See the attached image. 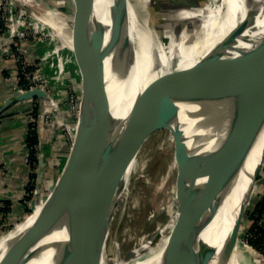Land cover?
Returning a JSON list of instances; mask_svg holds the SVG:
<instances>
[{
  "label": "water",
  "instance_id": "95a60500",
  "mask_svg": "<svg viewBox=\"0 0 264 264\" xmlns=\"http://www.w3.org/2000/svg\"><path fill=\"white\" fill-rule=\"evenodd\" d=\"M168 1V5L171 3L188 10L197 21L200 34L205 33L203 20L206 10L198 8L192 0ZM77 2L81 3L83 11L82 15L75 17V24L79 26L78 21L87 22L93 29L94 64L91 65L90 56L80 57L84 67V88L75 139L60 180L42 203L44 183L52 158L51 146L45 145L40 134L34 197L44 205L45 214L30 236L18 241L1 264H10L14 258L22 255L57 218L68 198L75 201L72 205L75 213L73 226L77 228V233L63 241L52 255H38L23 264H32L37 260H42L44 264H83L98 244L112 179L121 169L127 173L147 127L152 125L147 111L153 104L156 105V101L150 105L148 98H141L123 129L115 135V140L119 142L130 128L133 133L130 132V135H134L133 142L130 147H122L117 155L115 149L110 150L108 161L116 157L113 165L105 170L108 142L115 119L112 101L120 90L130 59L133 60L132 66L137 62L136 56H133L129 2L110 0L109 24L100 20L96 0ZM238 5L246 14L221 44L211 48L205 59L195 66L181 71L176 83L164 81L153 87L154 95L159 97L161 94L160 108L157 107L161 109L160 116L154 131L173 129L172 133L185 147L179 144L176 147V158L180 160L177 197L183 222L167 243L164 256L158 264H228L234 254L250 202L248 195L237 211L231 235L221 248L209 242L204 234L224 207L232 210L236 206L240 183L246 174L252 152V146L246 140L251 135L256 137L260 129L264 128V24H257L258 14L264 11V0H238ZM168 9L163 11L167 13ZM81 35L83 33L79 31L77 38ZM37 98L44 99L47 105L52 104L50 96L43 89L16 90L0 109V115L18 103ZM182 103L198 106L199 112L192 113L188 120L199 140L197 148L188 140L180 124L184 119ZM199 118L204 121V126L198 122ZM251 120L253 123L249 126ZM50 143L54 145V136ZM187 150L200 160L201 174L196 202L191 189L198 181V172L194 171L192 159L186 156ZM263 162L264 158L253 174V188H264V176L258 178ZM113 209L109 208V217ZM9 233L1 237L0 241ZM122 260L125 264L126 260Z\"/></svg>",
  "mask_w": 264,
  "mask_h": 264
},
{
  "label": "bare ground",
  "instance_id": "6f19581e",
  "mask_svg": "<svg viewBox=\"0 0 264 264\" xmlns=\"http://www.w3.org/2000/svg\"><path fill=\"white\" fill-rule=\"evenodd\" d=\"M96 1V10L100 20L104 22V24H109L111 21V14L109 10L110 0ZM165 1L169 2L168 0ZM209 1L210 7H208L206 16L203 20V29L205 33L201 35L198 29L199 25L194 16L181 6H174L169 3L170 5L168 6V9L154 0H147V3L150 4V6L157 8L152 12V14H150L151 12L147 14L149 19H152V25H150L148 19L144 21L140 19L138 9L131 3L130 0H128L131 17V35L134 44L133 56H136L137 62L135 66H132L131 62L133 60L132 58L130 59L128 69L123 77L121 87L119 88L120 90L112 101V110L114 112L115 119L108 142L105 170H108V168L113 165V161L116 157L114 156V158L108 161L110 150L115 149L116 154H114L117 155L121 152L122 147L124 149L125 147H130L131 142H133L134 135H132L133 133L130 131V128L122 135V140L119 142L115 140V135L123 129L136 102L141 98H148L150 105L156 101L157 106L153 104L151 107L149 105V108L151 107V109L147 111V115H150V122L152 125L147 127L138 152L133 158V162L130 164L127 173H123L121 169L112 179L102 218V229L98 244L83 264H123L122 258L118 257V250H123L122 246H125L126 242L131 239V241H135L136 239L135 245L140 243V240H137L135 236L131 235H125L126 237L121 239L118 233L120 232L119 229H121L122 226L121 224L116 223V221L118 220L119 222V216L121 217L120 214H122V216L124 214L121 202H123L124 198L130 197V185L141 178L139 171L141 170V166L143 169L142 156L145 147L149 140L161 131H167L169 135V141L174 149L173 168L176 167L178 175L180 160L177 161L176 158V147L177 144L181 145L182 148L185 147L178 139H176L177 137H175L172 133L174 132L173 129L172 131L171 129L168 130L166 128H161L154 131V125L156 124L157 126V120L160 116L161 109L158 110L157 107L160 108L161 94L158 93L159 97H157V94L154 95L152 91L153 87L158 83L161 84L164 81L176 83V81H179L180 72L189 70L201 59H205L209 50L215 45L221 44L224 38L238 25V23L241 22L246 14V11H243L242 8L240 9L238 0ZM16 2L25 6L32 4L35 7L36 12L33 13L31 21L32 26L36 29V31H42L45 34H48L50 30L47 29H51L52 39L51 41L49 40L46 45H53L55 43L54 38L56 39L58 37L63 43L62 47L66 49L69 48L68 51L70 50L71 56L73 54L80 57L90 56L91 65L93 66L94 53L92 38L94 33L93 29L87 22L78 21L79 26H77V24H75L77 22L76 18L73 17L72 22L74 23V26L69 27L63 22L64 19L61 17V13L48 5H43L40 0H13L11 4L14 5ZM164 9H168L167 13L163 11ZM21 13H23V11ZM263 16L264 11L258 14V26H262L264 24ZM79 31L83 33V36L81 35V37L79 36L77 38ZM53 47L56 48L57 45ZM64 67V63H62L59 59L58 68H60V72L63 71ZM143 105L144 102L142 103V106ZM197 111L199 112L196 104L182 103L181 112L182 115H184V119L182 118L180 124H182L183 131L188 140L196 148L199 144V140L197 135L192 130V125L188 122V120L190 119L192 113H196ZM257 112L258 110H256V117ZM254 119L255 116L253 120ZM197 120L200 125L204 126V121L201 118ZM253 120H251L249 126H251ZM136 128H134L135 130L133 129L135 132ZM130 132L132 133L131 135ZM202 139L204 140V131H202ZM246 143L252 146V152L246 174L243 175L240 183L236 206L232 208V210L228 207H224L217 214L214 221L210 224L204 234V237L209 242L220 248L225 244L233 231L237 211L244 198L247 195L251 198L258 191L257 186L254 188L252 187L254 182L253 174L258 164H260L261 160L264 158V128L262 127L260 129V133L256 137L251 135V137L246 140ZM186 156L192 159L194 171L196 173L198 172V181L196 184L194 183V186H192L191 189L192 197L194 202H196L201 174L200 160L196 155L188 150ZM139 164H141L139 171L132 177L134 172L133 169H135L134 167L137 168ZM143 170H145V168ZM178 187L179 182L177 181V191ZM42 203L38 204L35 211L31 215L27 216L22 223L16 226L3 240L0 241V264L4 260L5 256L9 254V252H11V250H13V248L17 245L18 241L21 239H23V241L27 239L34 228L41 222L45 214L44 205ZM73 204H75L74 199L68 198V201L60 210L57 218L44 229L35 242L22 255L14 258L10 264H23L38 255L50 256L56 251L57 247L63 241L75 235L77 233V228L73 226V218L75 214L74 208L72 207ZM112 207L114 209L109 217V208L111 209ZM118 213L119 215H117ZM122 222H124V219ZM110 235H112L111 238ZM110 239L112 244L110 249L106 250ZM167 243L168 238L163 240L160 247H152L148 249L145 246V250H147L146 254L137 258L130 264H158L164 256ZM44 263L45 262L42 260H37L32 264ZM228 264H264V256H261L255 250L250 248L238 237L234 254Z\"/></svg>",
  "mask_w": 264,
  "mask_h": 264
},
{
  "label": "rangeland",
  "instance_id": "374dc122",
  "mask_svg": "<svg viewBox=\"0 0 264 264\" xmlns=\"http://www.w3.org/2000/svg\"><path fill=\"white\" fill-rule=\"evenodd\" d=\"M40 1L43 5H48L61 13V17L64 19L63 22L69 27L74 26L72 22L73 17L82 15L83 8L82 6L80 7L81 3L79 4L77 0ZM130 1L138 9L140 19L142 21L148 19L149 24L152 25V19H149L147 14L150 12V14H152L157 8L150 6L147 0ZM154 1L160 5H164L165 8L169 6L168 2L165 0ZM192 1L198 8H202L206 11L208 7H210L208 0ZM11 3L12 0H3L4 6L0 11V16L5 12L4 17L7 19V24L9 25V14L7 10L10 7V18L13 20V32L11 36L16 35L18 32L15 24L18 23V25L20 24L21 26L23 23V25L21 26L22 29L18 36L15 38H11L10 31L7 30L4 42L7 41L9 44L6 46V52L8 53H6L7 55L4 57V60L14 65L13 68L11 66V75L14 74L15 68L20 65L27 67L25 69L27 70V75L31 76L30 82L32 85L45 90L52 100V104L48 105L42 98L34 100L36 113L34 112L33 116H35L36 123L33 124L35 126L33 127V131L36 133L39 140L42 135L46 146L50 144L54 136V158H52L51 166L48 168L49 170L46 174V181L44 183L43 196L41 199V202H44L62 176V171L64 170L67 157L75 139L78 120L82 109L84 88V77L82 73L84 72V67L80 61V56L73 53L71 56L70 50L68 51L69 48L66 49L62 47L63 43L60 38H54L55 43L53 45H46V43L52 39L51 29H47L50 30V32L45 34L42 31H36L32 26L31 18L33 13L36 12L32 4L25 6L18 3L19 5L16 6V3L14 5ZM14 11L15 15L19 16L18 18H15L13 15ZM22 11L23 13H21ZM55 45H57L56 48L53 47ZM59 59L65 66L63 72H59ZM10 82L15 84L14 79H11ZM173 155L174 149L169 141V135L167 131H161L155 134L145 147L142 156V165L145 170L142 169L141 164L133 169L134 172L132 177L137 174L141 166V170L139 171L141 178L130 185V197L124 198L123 202H121L124 214L123 216L120 214L121 217L119 216V222L117 220L116 223L122 226L118 233L121 239L127 235H131L135 236L137 240H140V243L135 245L136 239L135 241H131V239L126 242L125 246H122L123 250H118V256L126 260L125 264H130L137 258L144 256L147 251L145 250V246L148 249L160 247L161 243L166 238H168L169 242L179 224L183 222V214L179 212L180 205L176 189L178 175L176 167L173 168ZM262 176H264V162L258 174V178ZM35 179L36 176L32 180V185L35 184ZM34 195L33 192L31 197L33 198ZM263 195L264 188L258 187V191L250 198L238 236L261 256H264V253L250 245L248 241L251 236L247 233V216ZM41 202L28 204L30 210L16 222H5L4 225H2L4 228L2 230V235H6L22 223L27 216L35 211L36 206ZM117 215H119V213ZM123 219L124 222H122ZM111 236L112 235H110V238ZM111 244L112 242L110 239L106 250L110 249Z\"/></svg>",
  "mask_w": 264,
  "mask_h": 264
},
{
  "label": "crops",
  "instance_id": "0c3cea01",
  "mask_svg": "<svg viewBox=\"0 0 264 264\" xmlns=\"http://www.w3.org/2000/svg\"><path fill=\"white\" fill-rule=\"evenodd\" d=\"M6 55L0 47V109L17 90L16 84L9 79L11 66L13 68L14 65L4 60ZM34 105V100L21 102L0 115V238L5 222H16L30 210L28 204L38 202L35 197L23 200L35 175L32 167L25 161L30 151L29 120L36 111ZM49 145L51 158H54V145ZM6 215L8 218H5ZM262 226L264 227V218Z\"/></svg>",
  "mask_w": 264,
  "mask_h": 264
},
{
  "label": "built area",
  "instance_id": "2783aa9c",
  "mask_svg": "<svg viewBox=\"0 0 264 264\" xmlns=\"http://www.w3.org/2000/svg\"><path fill=\"white\" fill-rule=\"evenodd\" d=\"M4 4H3V0H0V11L2 10ZM8 14H9V25L7 24V19H5V12L3 13L2 16H0V47H2L4 49V52L5 53H8L6 52V46L9 44V42H4V37H6V32L7 30L10 31V37L11 38H15L16 36H18L19 32L21 31V26L23 25V23L18 25L15 24V27L17 29V34L16 35H12V32H13V28H12V25H13V20H11L10 16H11V10H10V7L8 8L7 10ZM13 15L15 16V18H18L19 16H16L15 15V11L13 13ZM27 67L25 66H22L20 65L19 67L15 68V72L13 75H11L9 77V79H14L15 80V84H16V89L17 91H25V90H30V89H34V88H37L35 87L34 85H32V83L30 82V75H27V70L25 69ZM36 123V120H35V116H31L30 117V131L34 130L33 127H35L33 124ZM39 154H40V144L38 145H35L33 147H30V151L29 153L27 154V156L25 157V161L27 162V164L30 165V167H32L33 169V172H34V176H36V172H37V167H38V158H39ZM37 160L35 162V159ZM36 180V179H35ZM32 186L34 187L35 184L31 185L29 187V190L26 191L25 193V196L23 198V200L27 201L28 198L31 197L32 193L34 192V188L33 190H30V188H32ZM5 218H8L7 215L5 216Z\"/></svg>",
  "mask_w": 264,
  "mask_h": 264
},
{
  "label": "trees",
  "instance_id": "16d2710c",
  "mask_svg": "<svg viewBox=\"0 0 264 264\" xmlns=\"http://www.w3.org/2000/svg\"><path fill=\"white\" fill-rule=\"evenodd\" d=\"M36 113V111H35ZM28 143L30 147L39 144V139L36 133L32 130L28 135ZM35 159V158H34ZM37 160L35 159V162ZM35 178V176H34ZM30 188V190H33ZM248 218V230L249 236L251 238L248 240L250 245L259 249L264 253V227L262 226V220L264 218V195L260 197V200L255 204L252 210H250Z\"/></svg>",
  "mask_w": 264,
  "mask_h": 264
}]
</instances>
